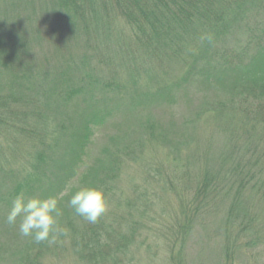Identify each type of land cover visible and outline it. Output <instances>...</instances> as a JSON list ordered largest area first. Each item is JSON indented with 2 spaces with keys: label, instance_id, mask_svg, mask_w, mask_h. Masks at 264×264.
<instances>
[{
  "label": "rangeland",
  "instance_id": "obj_1",
  "mask_svg": "<svg viewBox=\"0 0 264 264\" xmlns=\"http://www.w3.org/2000/svg\"><path fill=\"white\" fill-rule=\"evenodd\" d=\"M44 3L0 5V264H32L35 256L40 264H264V201L256 195H264V134L259 141L230 128L239 125L241 93L248 88L250 117L258 107L264 115V95L252 96L251 82L202 84L210 49L155 69L133 46L120 47L131 35L119 22L107 42L56 32L57 21L41 17ZM249 9L234 46L246 40V27L264 31V0ZM136 53L138 90L134 67L121 61ZM112 72L113 89L86 80L104 82ZM82 74V84L71 82ZM68 86L86 90L63 102ZM91 111L105 119L81 149ZM207 177L212 187L203 191ZM63 179L65 232L55 244L22 237L6 222L17 194L55 196ZM83 186L106 195L108 210L96 223L68 206Z\"/></svg>",
  "mask_w": 264,
  "mask_h": 264
},
{
  "label": "trees",
  "instance_id": "obj_2",
  "mask_svg": "<svg viewBox=\"0 0 264 264\" xmlns=\"http://www.w3.org/2000/svg\"><path fill=\"white\" fill-rule=\"evenodd\" d=\"M0 0V5L5 3L25 4L32 10L35 5L33 2H45L43 15L46 20L55 19L58 27L56 32H63L66 28L80 35L83 41L107 42L110 40V28L117 22L123 24L131 35L129 44H119L121 48L128 49L133 46L141 60L144 63L151 64L155 69L166 68L174 63L187 58L193 57L196 50L207 51L210 49L209 55L204 65L198 71L199 81L210 87L215 84H224L231 81H240L241 83L251 82L257 88L250 91L252 96L256 93L264 95V31L259 30L253 32V29L246 27V40L236 41L235 46L231 44L232 39L236 35H240L239 22L243 23L250 14L249 7L258 0ZM254 8V7H253ZM256 8V6H255ZM16 9V8H15ZM11 17L17 15L7 10L4 12ZM30 19V18H29ZM79 26L84 31L79 32ZM0 22V48L4 44V33ZM259 32V33H258ZM54 34V33H53ZM211 36V40L201 39V37ZM25 40V39H24ZM25 45V42H24ZM220 48L221 52L217 49ZM1 50V49H0ZM125 56L121 61L125 66H133L129 68L133 73L129 76L134 78V86L138 90L140 70L137 68L136 56ZM138 56V57H139ZM86 56L81 57L79 61L81 65L86 64ZM79 68H70L68 72H78ZM31 73L29 71L25 72ZM86 76L80 75L73 83H83ZM117 72L109 75L108 80L101 82L97 79L88 78L91 84L103 83L104 89H113L116 85ZM149 80L153 79L148 77ZM185 79V77H184ZM218 88H224L223 86ZM86 88L67 87L60 90L62 101H70L79 94L84 93ZM247 92L241 101L243 108H239L240 116L239 125L234 123L230 126L231 130L240 132L249 137L250 131H253L261 141L264 134V119H260L264 115L260 112V107L256 108L257 112L253 117L246 113ZM5 106V105H4ZM217 106H220L219 104ZM222 106V105H221ZM2 108V106H0ZM249 111V110H247ZM104 111L93 112L88 115L86 127L89 134L81 145L83 149L89 141L91 134V126H98L104 122ZM233 116L236 117L234 114ZM230 118V116H229ZM25 136L29 134L25 131ZM40 137H37V141ZM237 168V167H236ZM210 179L204 178L202 181L208 191L212 185L209 184ZM66 179H63L59 186L56 198L63 192ZM244 185L240 188L243 189ZM245 190V188H244ZM257 197L264 201V195L256 194ZM43 197V198H49ZM231 210L228 211L230 215ZM193 220L189 217L187 223ZM185 223L182 228L184 229ZM32 264H40L39 258L34 257ZM175 264H181L175 261Z\"/></svg>",
  "mask_w": 264,
  "mask_h": 264
},
{
  "label": "clouds",
  "instance_id": "obj_3",
  "mask_svg": "<svg viewBox=\"0 0 264 264\" xmlns=\"http://www.w3.org/2000/svg\"><path fill=\"white\" fill-rule=\"evenodd\" d=\"M201 39L211 40V36H202ZM68 206L89 223H96L108 210L103 189L94 186L77 189L68 200ZM61 216L62 208L56 198L26 197L24 193H19L11 201L6 222L16 226L22 237L51 245L65 232L59 223Z\"/></svg>",
  "mask_w": 264,
  "mask_h": 264
}]
</instances>
